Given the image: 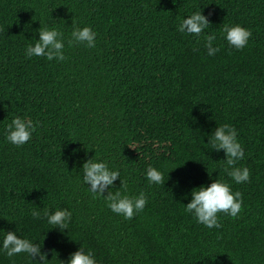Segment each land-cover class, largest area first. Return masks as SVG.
<instances>
[{"label": "trees", "instance_id": "trees-1", "mask_svg": "<svg viewBox=\"0 0 264 264\" xmlns=\"http://www.w3.org/2000/svg\"><path fill=\"white\" fill-rule=\"evenodd\" d=\"M194 11L209 22L199 37L177 31ZM73 23L97 33L94 48L68 43ZM225 23L251 32L244 48L224 41ZM45 24L63 34V61L25 56ZM207 35L219 48L212 56ZM14 116L35 125L19 147L5 139ZM223 123L237 132L246 182L205 144ZM91 157L120 171L123 185L109 191L145 193L142 211L126 220L88 191L79 168ZM148 165L162 185L147 182ZM209 176L242 201L211 229L183 210ZM57 208L72 213L67 229L41 211ZM8 231L41 248L47 264L79 246L97 264H264V0H0V240ZM0 264L34 261L0 251Z\"/></svg>", "mask_w": 264, "mask_h": 264}, {"label": "clouds", "instance_id": "clouds-1", "mask_svg": "<svg viewBox=\"0 0 264 264\" xmlns=\"http://www.w3.org/2000/svg\"><path fill=\"white\" fill-rule=\"evenodd\" d=\"M209 27V22L201 11H194L186 17L180 19L177 25V31L199 37L204 29ZM221 34L224 41L237 50L244 48L251 36V32L240 24H223ZM97 33L89 26L76 27L73 23L71 39L69 44H83L88 48L96 46ZM38 37V38H37ZM215 35L205 37L204 47L207 55L212 56L219 51L217 46L213 45ZM63 34L54 26L45 24L44 27L37 29L36 36L32 43L25 46L26 57H44L48 61L55 59L63 61L64 56ZM35 125L27 117L14 116L9 123L5 125V139L19 147L28 142ZM207 136L206 145H210L211 150L223 151V161L226 165V174L237 184L246 182L249 179V170L247 167H237L236 162L244 158V150L237 139V132L234 127L227 123L216 125L210 129ZM82 171V181L88 185V191L95 197L103 196L105 203L111 212L122 216L124 219H131L134 214L143 210L147 203V198L143 191L136 195L121 194L120 191H109L113 188V181L119 179V185H123L120 178V171L110 168L104 160L87 158L80 168ZM145 178L149 184L162 185L164 175L159 169L148 165L144 171ZM168 179V178H167ZM107 191V195H103ZM190 197L184 205V212L191 215L197 223L207 228H218V213H224L230 217H235L241 209V194L238 191L233 192L228 183L222 179H212L209 176V182L193 187L187 193ZM47 223L52 228L67 229L72 213L63 208H57L51 212L47 209L41 210ZM41 211L33 210V217H39ZM0 251L6 255L12 256L24 252L34 264H47L45 254L41 248L37 247L28 239H22L13 232L8 231L0 240ZM38 257V259H37ZM61 264H97V261L90 249L85 250L82 246L71 252L66 260Z\"/></svg>", "mask_w": 264, "mask_h": 264}]
</instances>
